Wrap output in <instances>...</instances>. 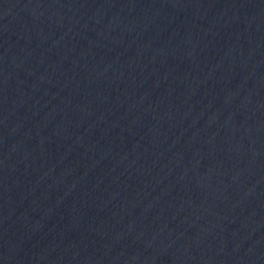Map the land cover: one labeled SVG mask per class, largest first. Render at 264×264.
Wrapping results in <instances>:
<instances>
[{
    "label": "water",
    "instance_id": "obj_1",
    "mask_svg": "<svg viewBox=\"0 0 264 264\" xmlns=\"http://www.w3.org/2000/svg\"><path fill=\"white\" fill-rule=\"evenodd\" d=\"M0 264H264V0H0Z\"/></svg>",
    "mask_w": 264,
    "mask_h": 264
}]
</instances>
